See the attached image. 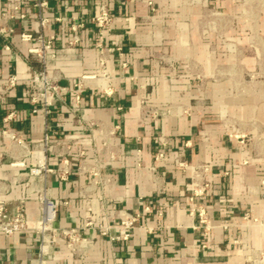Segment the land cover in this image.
<instances>
[{"label":"crops","instance_id":"1","mask_svg":"<svg viewBox=\"0 0 264 264\" xmlns=\"http://www.w3.org/2000/svg\"><path fill=\"white\" fill-rule=\"evenodd\" d=\"M12 1L0 0V25L13 30L0 33V78H17L6 92L0 83V203L10 211L24 200L28 229L0 233V264H244V247L264 248L255 169L241 163L244 151L194 73L197 63L209 77L212 55L197 19L182 11L205 3L40 0L49 19L43 33L54 37L47 74L64 88L43 110L31 79L44 64L21 39L39 31L38 0H24L22 19L11 17ZM102 5L111 19L97 25ZM7 130L27 148L3 136ZM45 133L64 144L52 153L36 147ZM38 155L52 172L30 174ZM63 157L66 181L56 174ZM40 194L60 202L56 225L84 238L73 247L58 238L50 259L39 256L33 228ZM130 214L139 217L123 230L120 219Z\"/></svg>","mask_w":264,"mask_h":264},{"label":"rangeland","instance_id":"2","mask_svg":"<svg viewBox=\"0 0 264 264\" xmlns=\"http://www.w3.org/2000/svg\"><path fill=\"white\" fill-rule=\"evenodd\" d=\"M177 1L205 3L199 10L182 11L197 19L212 55L214 71L209 77L193 63L197 84L217 102L213 108L218 121L244 151L241 163L253 166L264 196V0ZM253 221L263 225L258 218ZM243 253L244 264H264V248L246 246Z\"/></svg>","mask_w":264,"mask_h":264},{"label":"built area","instance_id":"3","mask_svg":"<svg viewBox=\"0 0 264 264\" xmlns=\"http://www.w3.org/2000/svg\"><path fill=\"white\" fill-rule=\"evenodd\" d=\"M24 5V0H14L8 3V6L12 8L13 13L11 17L13 19H22L26 17V14L21 11ZM34 7L37 8L36 19L39 24V31L35 34L31 33H23L21 34V39L24 41H29L33 43V46L29 48V52L35 54L39 57L43 64L44 70L36 73L32 79L31 83L34 88V96L32 101L35 103H39L40 108L46 110V108L51 104V101L57 97H59L64 90V88L59 87L54 84L52 79L47 74V63L50 59L55 56L54 48H53V36H46L43 33V29L46 28L49 19L44 15L43 8H45L46 3L43 1H36L33 4ZM111 19V15L109 14L108 9L102 5L100 7V13L95 17V21L97 25H102L108 22ZM12 28H5L0 25V33L4 34L6 32H12ZM5 48L9 50V46L5 45ZM103 64V62H101ZM88 78V76H84L83 78ZM17 82V78L14 76L8 77L6 79L0 78V83L3 85V91L6 92L12 86H14ZM77 91L80 89L81 83L77 82ZM76 99H79V93L76 92ZM36 112L37 109H34ZM2 135L9 138L13 144L19 145L21 148H27L26 141L20 137L15 131L7 130L3 131ZM69 139L66 144H69L71 141ZM64 144L61 141L52 140L49 134L45 133L43 139L36 145V147H41L44 151L52 153L57 144ZM163 155L160 154V157ZM35 160L37 162V166L30 169V174L32 176L42 175L44 173L52 172L51 168H48L46 165L44 156H35ZM178 161V160H177ZM176 161V162H177ZM179 162V161H178ZM62 166L59 165L56 174L61 181L67 180V164L68 158L63 157L60 161ZM23 164V163H22ZM181 165V163L179 162ZM203 171H208V167H201ZM98 173H94L93 176H97ZM206 187H209L208 183H204L201 191H204ZM39 200L42 204L41 215L34 223V230L36 233L40 235V243H39V256L46 257V259L53 258L52 248L55 245V242L58 238H62L65 241V244L68 247H73V245L80 243L84 240V238L77 232L76 229L59 227L56 225L57 220V212L60 205V202L55 199L47 198L44 195H39ZM88 215L86 216V220L88 224H92L94 222V214L95 211L88 207ZM139 215H128L127 217H123L120 219V224L123 226V230L127 228H132L137 221ZM28 229L27 224V214H26V204L24 200H21L13 210H8L3 203H0V233H3L5 236H11L18 232H23ZM107 231L105 230L104 233ZM127 232L122 233V238L126 239L128 237ZM115 239V237H112ZM42 264H44V259L41 260Z\"/></svg>","mask_w":264,"mask_h":264}]
</instances>
